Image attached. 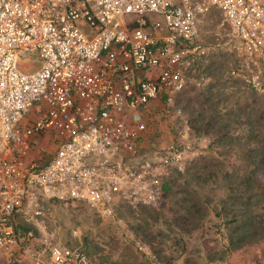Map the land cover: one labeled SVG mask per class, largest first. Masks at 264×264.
Here are the masks:
<instances>
[{
	"label": "built area",
	"instance_id": "2783aa9c",
	"mask_svg": "<svg viewBox=\"0 0 264 264\" xmlns=\"http://www.w3.org/2000/svg\"><path fill=\"white\" fill-rule=\"evenodd\" d=\"M211 6L206 41L200 23ZM212 50L231 54L229 77L260 90L264 0H0V250L7 262L93 264L80 246L55 240L45 201L81 203L111 220L123 209L164 205V184L208 139L185 124L176 139L141 156L144 111L159 99L165 114H179L175 94L191 74L205 80L201 61ZM22 54L36 63L31 72L19 63ZM16 218L26 227L20 234Z\"/></svg>",
	"mask_w": 264,
	"mask_h": 264
},
{
	"label": "rangeland",
	"instance_id": "374dc122",
	"mask_svg": "<svg viewBox=\"0 0 264 264\" xmlns=\"http://www.w3.org/2000/svg\"><path fill=\"white\" fill-rule=\"evenodd\" d=\"M213 12L216 14V9L211 6L200 23L206 41L214 27L213 18L208 20ZM19 58V63L31 65L26 72L36 68L27 54ZM230 60L231 54L224 51L212 50L205 56L201 61L205 71L200 72L205 80L197 82L196 74H191L183 90L174 96L179 114H165L159 99L151 100L144 111L146 129L141 139V156L176 139L177 131L186 124L208 139L196 158L200 159L194 167L199 166L198 169L192 168L172 179L163 206L139 209L135 214L123 209L113 220L99 217L81 203L43 202L47 226L59 244L80 246L93 264H209V258H225L255 248L262 251L259 259L264 261V196L258 201L260 194L252 197L254 190L240 184L246 170L232 153L239 143L252 149L256 156L264 152V76L260 90L246 89L238 78L228 76ZM149 72L157 73V68L150 66ZM211 84L208 103L214 105H210L209 112L216 108L228 121L227 128L220 131L218 127L205 131L202 124L188 121L198 107L203 109L207 105L198 103L203 99L198 90ZM223 133V139L229 142L215 140ZM44 145L39 144L43 149ZM191 161L195 159L186 162L184 169ZM253 177L252 182H260L264 190V166ZM250 209L258 217L253 216L254 225L249 227L242 221ZM244 228L257 232L236 241L246 231ZM0 264H5L1 250Z\"/></svg>",
	"mask_w": 264,
	"mask_h": 264
},
{
	"label": "trees",
	"instance_id": "16d2710c",
	"mask_svg": "<svg viewBox=\"0 0 264 264\" xmlns=\"http://www.w3.org/2000/svg\"><path fill=\"white\" fill-rule=\"evenodd\" d=\"M209 69H211V68L209 67ZM201 71L204 73L205 68H203V69L201 68L200 72ZM214 84L217 85L218 82L214 81ZM211 86H212V84L205 86L203 91L198 90L200 97L203 98L198 103H201V104L206 103L207 105L203 106V109L202 108L200 109V107H198V110H196L194 112V114L191 115L192 117H190L188 119V121L190 124H192L193 122L198 123V124H202L203 130H205V131H207L209 128H212V127H218L217 130L220 131V130L225 129V127L227 128V122L228 121L226 118H224V116H225L224 113H219L216 108H213L212 113L209 112L210 105H211V107L214 105V102L208 103L211 99H209V95H207V93H209L208 91H209V89H211ZM216 101H218V100H216ZM192 128H194V127H192ZM191 130H193V129H191ZM196 130L197 131L195 134L200 135L201 133H199L198 129H196ZM225 136H226L225 133H223L222 136L216 137L215 140H222L224 143L229 142V141H225L223 139ZM245 137L247 139L250 138L248 135H246ZM209 143H210V141H209ZM209 143H208V145H209ZM232 153H233L235 159H238V162H240V163L243 162L242 164L246 170L245 175H242L243 177L241 176L242 179H240V181H239L240 184H242V186H246V189L252 188L254 190V193L252 192V194H251L252 197L256 198V196L258 194H260L259 199L256 198V200L261 201L262 197L264 196V190L262 189V184L260 182L254 183V182H252V180H255V178L253 177L255 171L259 167L264 166V152L260 153L259 156H256L252 153V149L246 147L244 145V143H239L238 147L235 148L232 151ZM197 159H195V161H191V163L188 165V167H186L182 172H173L171 178H169L167 180V182L164 184V189L166 191L169 190V188L171 187V182H172L173 178H175L176 176L181 175L185 171H188V170L194 168L195 166L199 165L198 163H200V159L199 160H197ZM198 167L194 168L193 170L198 169ZM252 210L253 209H250L251 215H249L250 213H248L246 215L247 218H245L244 221H242V224H244V225L246 224L249 227H250V225L251 226L254 225L253 221H251V219H253L254 217H256V219H257V217H258V215L254 216V214H253L254 210L253 211ZM15 222H16L15 228H16L17 232L20 234L21 231L23 229H25L26 227H25V225H23L21 223V221L18 218L15 219ZM243 230H246V229L244 228ZM255 232H257V230H254V229L248 230L247 229L246 231H244V233H242L241 235H238V237L236 238V241L241 242V240L243 239V237L246 234L251 235V234H255Z\"/></svg>",
	"mask_w": 264,
	"mask_h": 264
},
{
	"label": "crops",
	"instance_id": "0c3cea01",
	"mask_svg": "<svg viewBox=\"0 0 264 264\" xmlns=\"http://www.w3.org/2000/svg\"><path fill=\"white\" fill-rule=\"evenodd\" d=\"M262 251L258 248L252 249L249 252L242 253H233L229 257L225 258H217V259H208L209 264H264L263 260H260ZM3 262L5 264H15L9 263L5 259V255H3Z\"/></svg>",
	"mask_w": 264,
	"mask_h": 264
}]
</instances>
